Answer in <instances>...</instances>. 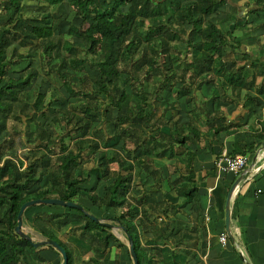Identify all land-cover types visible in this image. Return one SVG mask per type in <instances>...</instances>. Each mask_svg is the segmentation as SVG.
<instances>
[{
  "label": "trees",
  "instance_id": "16d2710c",
  "mask_svg": "<svg viewBox=\"0 0 264 264\" xmlns=\"http://www.w3.org/2000/svg\"><path fill=\"white\" fill-rule=\"evenodd\" d=\"M43 1L50 7L65 1L68 8L79 17V25L74 31L81 43V48H78L81 55L78 57L70 55L77 50V47L71 44L63 45L60 37L54 38L53 32L58 17L52 18L51 13L47 11L38 16L25 18L20 14L21 0H0V264H45L44 259L39 255L40 249L42 247L54 249L48 244L33 247L30 242L15 233L14 226L17 210L23 202L50 197L75 201L80 205L79 198H85L96 208L104 206L116 211L113 217H103V219L108 222L116 221L125 237L130 236L137 263L158 264L156 258L165 253V247L162 246L160 250L156 249L152 253L144 249L133 223L136 215L146 216L154 207L150 204L141 205L139 198L138 202H133L127 197L132 195L130 190L134 167L139 163L146 168L147 166L143 157H138L135 161L128 160L113 149V146L122 140V137H126L133 141L134 147L143 150H147L146 143H149L155 157L165 155L171 157L174 156V146L183 145L186 139H189L188 134L194 138L198 137L199 131L190 121L183 124L174 121L171 126L167 122L154 126L153 131L150 129L149 133L145 131L152 116V105L149 106L146 98L149 76L155 72L160 77L159 83L152 90L153 96L159 91L173 90L176 95L180 91H187L183 86L179 87L180 90L172 88L175 73L171 71V64L178 60L176 54L178 49L171 42L179 40L190 50L193 60L190 64L192 71L189 76L199 78L194 88L199 89L204 84L214 82L216 86H222L223 82L230 87L240 85L245 90L251 87L253 80L252 78L245 80L247 73L244 71V65L236 66L238 61L236 58L230 59L227 64L223 56V46L227 38L236 41L232 37V31L222 32L213 21L205 19V16L216 12L224 0ZM254 4L250 6L242 1L233 7L239 6V9L244 7L246 14L255 13L261 10L264 0H254ZM144 19H147V24L144 23ZM247 23V19H244L234 26L243 27L247 26ZM197 38L200 40H196ZM32 42H36L35 47L39 50L42 64L47 65L50 59L58 57L59 66L67 65L74 72L84 71L86 65L93 67L95 74L92 77L88 78L84 74L77 79L80 84L88 79L94 85V89L89 91L82 85L76 86L71 77L72 72H58L68 95L79 98L69 110L63 112L62 116L64 124L72 122V128L78 131L79 136L75 139L74 146L70 147L64 141L65 134L53 136L39 129L35 137V142L38 144L35 147L42 146L43 152L38 157H29L23 153L25 165L19 169L7 157L8 152L9 156L15 157L12 151L15 142L9 135L2 136L6 127L5 116L17 98V90L28 86L37 71L28 64L18 71L16 78L3 79L11 66L16 65L22 58V54L13 46L9 52H6V48L13 43L24 46ZM127 43L138 46L136 50L140 53L136 58H132L131 55L125 57L121 55L122 48ZM170 48L173 50L171 55H169ZM240 52L241 57L249 58L248 52L243 49ZM165 55L169 56L170 62H156V58ZM252 63L249 60V64ZM179 79L182 80V84L191 83L184 81L183 76ZM125 85L130 87L131 96L135 99L131 105H128L129 95L124 88ZM255 90L258 94H262L264 81H261ZM96 93L106 97L109 106L116 110L117 119L128 120L126 127L116 125L112 134L107 136L104 134L101 124L109 122L111 115L109 110L102 108V101L96 97ZM212 93L217 94L214 86ZM243 99L257 102L256 98L248 95H244ZM96 113H100L103 120L98 127L91 128L90 120ZM207 117L208 114L205 112L203 120ZM210 117L211 122L204 121L208 130L212 133L219 132L224 118L216 114ZM132 129L133 131L139 129L141 137H137ZM256 138L259 141L264 140V127L257 133ZM84 152L86 156L93 154L95 157V167L99 172L97 181L109 179V183L103 187L101 197H96L89 190L81 191L79 187V184L84 183L88 177L82 174V166L85 164ZM192 156V152L185 147V174L176 184V191L182 196L178 207L197 197L196 186L193 185L195 179L191 166ZM109 164L115 165L112 174L108 172ZM43 180L49 186L47 190L31 191L33 186ZM41 205L43 204L39 206ZM29 207H26L23 213ZM59 207L64 211L49 213L44 218H42L44 215L36 214L35 219L31 220L33 229L42 238L52 239L63 248L67 255V264H72L73 249L58 240L53 235L52 229L44 225L45 223L79 230V234L72 239L76 246L90 251L93 256L100 257L104 261L109 259L108 241L110 239L117 241V239L109 232L108 227L95 223L81 211ZM83 211L89 213L84 208ZM37 219L41 220L39 224L36 222ZM28 236L32 239L31 234ZM126 252L129 257L128 251ZM93 256L88 257L84 264H99V260ZM171 256L169 253V257ZM173 258L170 259V264H181L175 257Z\"/></svg>",
  "mask_w": 264,
  "mask_h": 264
},
{
  "label": "crops",
  "instance_id": "0c3cea01",
  "mask_svg": "<svg viewBox=\"0 0 264 264\" xmlns=\"http://www.w3.org/2000/svg\"><path fill=\"white\" fill-rule=\"evenodd\" d=\"M236 1L237 0H229L230 3ZM262 7L261 10L251 13L253 18L255 17L257 21L264 18V7ZM227 15L230 17L231 14L220 13L218 16L219 19L216 22L213 21V23H222L226 20ZM255 15H259V17ZM227 22L226 31H233L238 28V26H234L236 22L240 24V22L236 20L234 22L230 19ZM252 23L254 27V24L257 22L253 19L251 24ZM215 26L220 29L217 24ZM262 30H264V25H261L260 29H254V31L258 32ZM248 57L255 58L256 55L253 53V55L249 54ZM255 59L259 60L257 57ZM250 61L257 64L253 59H250ZM260 62L261 61H259L257 66L253 65V68L260 67L262 65ZM260 72L261 82L264 81V67ZM247 74L245 80L252 78L253 82L251 87H254L256 82L254 74ZM205 85L206 84L202 85L201 88H205ZM207 85H210V87H208L209 89L213 88L212 84ZM219 87L224 90L226 83L223 82L222 86ZM251 87L245 90L242 95L252 96L257 99V102H250L245 109L241 104H238L241 100L239 94L238 96L234 94L225 98L228 94L225 92H220L218 94V87L215 86L217 94L212 93L211 90V99L208 103L210 104L209 107L211 111L205 110L204 107H198L197 113L200 115V120H203L205 112L208 116L220 114V116L226 118L225 124L223 121L221 122L220 125L222 127L219 132L212 133L208 130L207 126L205 129L201 126L199 127L200 130L197 128L199 133L198 137L195 138L196 143L194 140H190L189 144L185 142L183 145L178 146L181 151L178 150L177 153L176 151L174 152L175 155L179 156L177 158L178 161L175 162V155L171 157L167 155L155 157L151 152L150 156L146 154V156H148L147 158L143 157V161L147 168L140 163L134 167L133 182H137L140 179L143 185H149L147 188L149 192L142 191V197L138 195V198L141 200L140 204H150L154 208L153 211L146 216L140 214L136 215L135 218H133V223L136 226L139 242L144 249L152 253L156 249L160 250L162 246L165 247V253L161 254L159 258H156L158 264H170V259L172 258L173 260V257L181 264H264V145H262V141L256 138L257 133L264 127V91L262 92L263 95L259 96L258 93H252L250 91ZM232 88L244 89L243 86L240 85ZM261 96L263 97L261 98ZM167 102L170 101L168 100ZM180 102L182 107L181 110L178 111V116H174L176 112H173L172 118L167 117L168 119L170 118L169 121H167L169 125L174 121L177 124H183L189 121L187 110L190 111L189 108L191 107L187 108L184 102L181 100ZM208 104L205 105L206 108ZM183 106L186 109H184ZM255 108L260 110V112ZM253 115H255V117ZM166 116L165 114V117ZM210 118L211 117H207L209 121L204 119L203 122H211ZM248 118L251 120L253 119L254 123H256H247ZM217 127L218 126H216V128ZM188 135V137L191 138L192 135ZM185 147L193 154L191 166L194 172L195 180L193 185L196 186L197 197L184 206L178 207L177 205L181 201L182 196L177 193L176 184L181 181L182 176L185 174ZM242 153L247 156V164L243 170L238 172H225L217 166L218 160L223 155H242ZM85 157L84 155L83 159L85 164L82 166L83 175H86L84 173L89 169ZM95 161L94 157L92 167L96 169ZM150 162L151 166L149 165ZM174 164L180 166L179 170L174 167ZM170 165H173V167H169ZM98 175V173H93V184L95 187V185L101 183V191L88 187L90 184V174L84 183L79 184L80 189L89 190L96 197H101L103 187L109 183L107 182L104 184V182L109 179L97 181ZM141 178L143 180H141ZM234 181H237V183L231 192L228 203V229L230 237L226 235L225 243L221 244L219 235L221 233L226 234L224 228V200L227 190ZM167 182H169L170 188L167 187V185L164 188L163 184ZM138 186L140 187V185ZM82 200H84V202ZM79 202L81 205L82 203L85 204L88 207V212L99 219H103V217H113L115 215L111 208L104 206L96 208L85 198H79ZM46 205L52 206L49 204ZM53 206L59 207V205ZM46 211L47 210H42L41 212H43V214H37L44 215L42 217L44 218L49 214ZM162 211H164V213H162ZM115 226L118 227L119 224ZM49 227H54V224ZM61 242L63 243V241ZM68 247L73 249L72 264H75L78 254L80 253H78L76 249L70 246ZM76 247L77 249L81 248L86 254L90 253V251L82 247ZM55 251L47 247H42L39 251V255L44 259L45 264H56L60 262L61 258L59 253ZM169 253L172 255L171 257H169ZM86 259L87 258H80L82 261Z\"/></svg>",
  "mask_w": 264,
  "mask_h": 264
},
{
  "label": "rangeland",
  "instance_id": "374dc122",
  "mask_svg": "<svg viewBox=\"0 0 264 264\" xmlns=\"http://www.w3.org/2000/svg\"><path fill=\"white\" fill-rule=\"evenodd\" d=\"M151 1H154V0H151ZM242 1L246 2L250 6L254 5V0H237L236 1L237 4H233V3H230L228 0H224V2L220 4V6L217 8L216 12H214L215 14L205 16V19H209L211 21L216 22L219 19L218 16L220 15V13L231 14L230 17H228L227 15L226 20H224L225 22L223 21L222 23L220 22L215 23V25L217 24L220 27V30L222 32L226 31L227 23H228L227 21H229V19L233 20L234 22L236 20L240 23L244 19H248L247 26H243V27L238 26V28L232 31V35H234L232 37H234L236 41L231 39L230 37L227 38L226 44L223 46V56L225 57L227 64L230 62V59L236 58L238 60L237 63L235 64L236 66L244 65V71L246 73L254 74L255 81H256L254 85L255 88L251 87L250 91L252 93L254 92L257 93V91L254 89L258 87V84L261 79L260 71L264 67V30H262L261 32H258V31H254V29H260L261 25H264V18H262L260 21H257L255 17L253 18L251 13L246 14V9L244 7L242 9H239L238 8L239 6H237L236 8L233 7L235 5H238ZM47 11L51 13L52 18H57V17L59 18L58 22L56 23L54 32H53L54 38L60 37L63 45L71 44L73 45V47L75 48L77 47V50L71 52L70 55L72 56L75 55L76 57L80 56L81 53L78 48H81V43L79 39L77 38V36L75 35V31H74L75 28L79 25L80 19L74 14L72 10L68 8L65 1L64 2L62 1L61 3L57 4L54 7H50L43 0H21L20 14L22 17L26 18V17L38 16L41 13H44ZM256 17H259V15ZM253 19L255 22H257L256 24H254L255 25L254 27H253V23L251 24V22H253ZM144 23L145 24L148 23L147 19H144ZM196 40H200V39L197 38ZM35 43L36 42H32L31 44H26L24 46H19L18 44L13 43L6 48V52H9V50L13 46V48H15L18 53L22 54V58L16 65L11 66L10 70L4 74L3 79H6L7 77L16 78L18 76V71L22 68H25L28 64L30 65V67L34 68L37 71V74L30 80V83L28 86L17 90V93H18L17 98L12 103L11 110L5 116L6 127H5V131L3 132L2 136L5 137V135H9L10 137H13V140L15 142L13 146V153L15 156L17 155V150L20 151L19 155L21 156L23 155V153L24 154L26 153L29 157H32V156L38 157L39 155L42 154L43 147L42 146L35 147V145L38 144V142H35V137L39 129H43L46 133H49L53 136L63 133L65 134L64 141L68 143L70 147L74 146V141L79 136V133L75 129L73 130L72 122H69L68 124H64L62 116H63V112L65 110H69L70 106H72V104H74L79 98L70 97L68 95L65 86L62 84L61 78L58 76V72H64V73L72 72L73 75L71 77L73 79V83L76 86L82 85L85 90H89V91L94 89V85L91 84L88 81V79L81 84L78 82V79H77V77H80L84 74H86L88 78L92 77L95 74L93 67L86 65L84 71L74 72L71 69H69L67 65L59 66L58 57H54L50 59L47 65L42 64L40 61L39 50L35 47ZM171 43H174L178 49V52L176 53L178 60L173 61L171 64V71L175 73V76L173 77L174 84L172 88L179 89L180 86H183L184 88H187V91L186 92L180 91L177 95L175 94V91L173 90L169 92L159 91L157 92L155 96H153L152 90L159 83L160 77L157 76L155 72L153 73L152 76H149L148 83L146 86V89H147L146 98H147V103L149 104V106L152 105L151 106L152 116L148 121L149 129L147 128L145 130L147 133H149L151 130L153 131L154 126L166 124V122L169 121L170 119V118L168 119L167 117L172 118L173 112H176L174 116L176 115L177 117L178 111H180L182 107L180 100L184 102V105L187 108L191 107L189 108L190 111L187 110V113H188L187 117L189 121L193 124V126H195L198 129L201 126H203V129H205V127L207 126V124H205L203 120H200V115H197L196 112H197L198 107H204L205 110H208L209 112L211 111L209 107L210 104L208 103L210 102L209 100L211 99L210 93L212 89L208 88L210 87V85H205L206 86L205 88L200 87L201 89L194 88L195 83L199 80V78L189 76L192 71L191 69L192 65L190 64H192V60H193V56L190 50L185 48L184 43H182L179 40H176L175 42H171ZM137 47L129 45L127 43L122 48L121 55L124 57L125 55H131L132 58H136L137 54L140 53L136 50ZM241 49H244L246 52H248V54L253 55L254 53L256 57L259 58V60H256L255 59L256 57L255 58L249 57L248 59L241 57V52H240ZM204 51H206V49ZM172 53H173V50L170 48L169 55H171ZM168 57H169L168 55H165V56H162L161 58H156V62L163 63L164 61H169ZM250 59L255 60L257 64L259 63V61H261L260 63L262 65L260 67L253 68V65L257 66V64L252 63L250 65L248 62ZM182 76L184 77V81H191V83L184 82V84H182L181 82L182 80L179 79V77H182ZM214 84L215 82L212 83V85L215 87L216 85ZM216 87H218L217 88L218 94L220 92H223V93L225 92L226 94H228L225 98H228L229 96H232L234 94L238 96L239 94L241 100L238 102V104H241L243 108L245 107L246 109L247 104H250L249 100L243 99L242 97L243 96L242 94L245 92V89H242V88L233 89L232 87L228 85H226L224 90H222L219 86H216ZM124 88L127 94L129 95L128 105H131L133 103V100H135L134 96H131V89L128 85H125ZM263 94H258V95L260 96ZM96 97L100 101H102V108L109 110L110 115H111V120L109 122H103L101 124L103 117L102 115H100V113H96L95 117L91 118L90 120L91 128L98 127L101 124L103 128V132L107 136V135H110L114 131V128L116 127V125L124 126V127L127 126L128 120H119L115 117L116 110L109 106L105 96L96 93ZM262 97L263 96H261V98ZM168 100L170 102H167ZM263 101H264V98H263ZM206 104H208L207 108L205 106ZM183 108L186 109L184 106ZM255 109L260 112V110H258L257 108ZM165 114L167 115L166 117H165ZM253 116L255 117V115ZM206 121H209V120H207L206 118ZM225 122H226V118H224L223 120L224 124ZM247 123L255 124L256 122L254 123L253 119L251 120L250 118H248ZM89 132L91 131L89 130ZM132 132L137 137H141L142 135L139 129H134V131L132 129ZM89 135L91 136L90 133ZM163 137L166 138L165 135H163ZM190 140L195 141V138L191 136V138L189 137V139H186L185 142L189 144ZM33 144L34 146H32ZM146 147H147V150H143L140 147H134V143L131 139L122 137V140H120L116 145H114L113 149L117 150L122 157H125L131 161H135L136 158L138 157L147 158L148 156H146V154L149 156L151 155L150 144L146 143ZM178 150L181 151V149L178 146L174 147L173 153L175 151L177 153ZM9 154L10 153L8 152L7 155L9 156ZM178 157H179L178 155H175V162L178 161L177 160ZM85 159H86V162H88L87 167H89V169L84 174L91 175L89 177L90 184L88 187L90 189L95 188L98 191H101V187H102L101 183L95 185V187L93 184V176H92L93 173L94 172L99 173L94 167H92V163L94 161L93 154L91 156H86ZM150 164L151 162L149 163V165ZM114 166L115 165L113 164H109L108 172H110V174H112L115 171ZM169 167H173V165L172 166L170 165ZM174 167H176L177 170H179L180 168V166L177 164H174ZM141 180L143 179L141 178ZM107 182H109V180H106L104 184ZM169 182H167L166 184H163L164 188L166 185L167 187L170 188ZM138 185H140V187ZM148 187L149 185H146V184L143 185V182H140V179L137 182L132 181V186L130 190V194L132 195H127V197L130 199V201L138 202V197L139 196L142 197L143 192H149V190L147 189ZM48 188L49 186L47 182L43 180L40 184L33 186L31 191H43V190H47ZM82 201L84 202V200ZM39 205L40 204H35L27 208L24 212L25 214L23 213V218L21 219L23 230L26 233L31 234L32 239H36V241L45 239V238H42L41 235L38 232H36L35 229H33L30 220L35 219V215L37 213L43 214V212H41L42 210H47L46 212L48 213H57V212L64 211L63 208L53 206V205L48 206L46 204H43L44 206L41 205L43 207H40ZM82 206L85 210H88V207L85 204L82 203ZM116 213L117 212L114 211V214ZM36 222L39 224L41 220L37 219ZM111 223L114 225H118L116 221H112ZM44 225L48 227L49 229H50L49 226H53V224H50V223L49 224L45 223ZM51 229H52L53 235L58 240L63 241L65 245L76 249L78 253H80L78 254V257L76 259V262H75L76 264H84L85 260L83 261L80 260L79 256L82 258H88L89 255L93 256L91 252L86 254V252H84L81 248L77 249L76 245L72 241L73 237H76L79 234V230L69 228V227H66V228L57 227L56 225H54V227H52ZM108 230L117 239V241L112 240V239L108 241V247L110 251L109 259L104 261L102 258L100 257L98 258L95 255L93 256V258L98 259L99 264H113L111 262L112 259L113 261L116 262L115 264H123V263L131 264V259H129L127 252H126L127 251L126 237L122 233V230L120 228H112ZM87 239L88 237H86V240Z\"/></svg>",
  "mask_w": 264,
  "mask_h": 264
},
{
  "label": "water",
  "instance_id": "95a60500",
  "mask_svg": "<svg viewBox=\"0 0 264 264\" xmlns=\"http://www.w3.org/2000/svg\"><path fill=\"white\" fill-rule=\"evenodd\" d=\"M262 145H264V141H262ZM236 183H237V181H234L230 185L229 189L227 190L225 200H224V228H225L226 235L228 237H230L229 229H228V223H229L228 203H229V197H230L231 192H232ZM35 204L59 205V206H64V207H68V208H73V209H76L78 211L83 212L89 219H91L95 223L101 224V225L108 227L110 229H112V228H120L121 229V226L117 227L115 225H112L111 223L106 222L104 219H99V218L95 217L94 215L83 211L82 205H80L79 203H77L75 201L62 200V199L50 197V198H35V199H30V200L23 202L19 206L17 213H16V223L14 226L15 233L17 235H19L20 237L26 239L28 242H30L33 247L40 246L43 244L50 245L60 255L61 260L58 264H67V255H66L65 251L63 250V248L57 242H55L54 240L49 239V238L41 239L38 241H32L31 237L28 236V234L22 228L21 216H22L24 209L28 206L35 205ZM126 241H127V251H128L129 257L131 259V264H138L135 252H134L133 247H132L130 236L126 235Z\"/></svg>",
  "mask_w": 264,
  "mask_h": 264
},
{
  "label": "built area",
  "instance_id": "2783aa9c",
  "mask_svg": "<svg viewBox=\"0 0 264 264\" xmlns=\"http://www.w3.org/2000/svg\"><path fill=\"white\" fill-rule=\"evenodd\" d=\"M20 151H17L15 157L7 156L8 159L14 162V164L19 168H23L25 165L24 157L19 155ZM247 164V157L241 154H234L232 156L223 155L217 162V166L225 172H238L244 169ZM219 241L224 244L226 241V234L221 233L219 235Z\"/></svg>",
  "mask_w": 264,
  "mask_h": 264
}]
</instances>
